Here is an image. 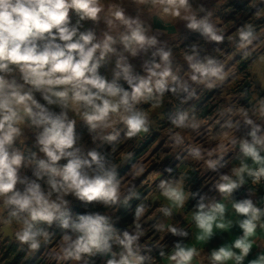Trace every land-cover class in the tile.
Returning a JSON list of instances; mask_svg holds the SVG:
<instances>
[{
  "label": "clouds",
  "instance_id": "1",
  "mask_svg": "<svg viewBox=\"0 0 264 264\" xmlns=\"http://www.w3.org/2000/svg\"><path fill=\"white\" fill-rule=\"evenodd\" d=\"M204 93L230 98L207 115ZM9 250L264 264V0H0Z\"/></svg>",
  "mask_w": 264,
  "mask_h": 264
},
{
  "label": "crops",
  "instance_id": "2",
  "mask_svg": "<svg viewBox=\"0 0 264 264\" xmlns=\"http://www.w3.org/2000/svg\"><path fill=\"white\" fill-rule=\"evenodd\" d=\"M172 30L173 29H170V31H172ZM230 59H231V57H230ZM239 86L243 87V85L238 84L235 88L232 89V92L233 93L236 92L238 90ZM229 98H230V95H221L219 93H204L203 98H202V103H203L204 108H205L204 109L205 114L211 115L214 112V110L218 104L224 103ZM169 163H171V162H169ZM214 243H219V239L214 241ZM5 252H3V258H5Z\"/></svg>",
  "mask_w": 264,
  "mask_h": 264
},
{
  "label": "trees",
  "instance_id": "3",
  "mask_svg": "<svg viewBox=\"0 0 264 264\" xmlns=\"http://www.w3.org/2000/svg\"><path fill=\"white\" fill-rule=\"evenodd\" d=\"M205 109V108H204ZM160 134V133H159ZM159 134L154 138L149 140V142H147L142 150V155L146 152V150L152 146V144L155 142V140L157 139V137L159 136ZM197 186L199 185L200 181L198 180L197 182ZM5 259H7L8 264H21V259L19 256H16L15 258H13V253L11 250L6 251L5 252ZM39 264V262H38Z\"/></svg>",
  "mask_w": 264,
  "mask_h": 264
},
{
  "label": "rangeland",
  "instance_id": "4",
  "mask_svg": "<svg viewBox=\"0 0 264 264\" xmlns=\"http://www.w3.org/2000/svg\"><path fill=\"white\" fill-rule=\"evenodd\" d=\"M229 59H230V57H229ZM239 87H240V86H239ZM239 87H238V89H239ZM231 91H232V90H231ZM160 135H162V133L159 134V136L157 137V139L155 140V142L152 144V146H150V147L146 150V152H145L143 155H147V154H149V153H153V152H154V150L156 149L157 144H158V142H159ZM169 162L174 163V161H168V163H169Z\"/></svg>",
  "mask_w": 264,
  "mask_h": 264
}]
</instances>
